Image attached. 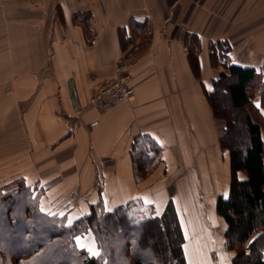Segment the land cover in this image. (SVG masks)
Here are the masks:
<instances>
[{"label": "crops", "instance_id": "1", "mask_svg": "<svg viewBox=\"0 0 264 264\" xmlns=\"http://www.w3.org/2000/svg\"><path fill=\"white\" fill-rule=\"evenodd\" d=\"M218 42L264 84V0H0L2 202L27 189L68 222L100 202L112 210L139 198L159 214L171 202L189 263L232 264L215 209L231 159L208 99L228 72L212 63ZM120 61L134 96L100 111L90 91ZM255 104L264 120L260 94ZM146 134L160 148L138 153L137 165L132 146Z\"/></svg>", "mask_w": 264, "mask_h": 264}, {"label": "trees", "instance_id": "2", "mask_svg": "<svg viewBox=\"0 0 264 264\" xmlns=\"http://www.w3.org/2000/svg\"><path fill=\"white\" fill-rule=\"evenodd\" d=\"M228 49L224 42L213 45L212 63L229 61ZM226 68L228 72L214 80L208 93L215 116L224 119L219 142L231 159L230 191L227 196L219 195L215 209L226 223L225 249L235 251L232 264H264V138L262 123L252 113L258 112L252 88L261 80L253 67L229 61ZM221 94L226 99L222 102ZM260 95L264 99V88ZM237 113L240 120L243 117L241 125ZM157 148L160 146L149 134L136 138L131 150L134 161L138 165V153ZM30 193L19 196L12 191L3 202L0 198L4 224L15 234L9 238L19 242L18 264H115L116 260L118 264H190L184 249L186 237L171 202L161 214L139 198L112 210L100 202L93 204L90 213L68 222L64 216L43 212ZM18 204L21 209L17 210ZM89 231L99 255L76 243L77 236ZM7 247L0 235V253Z\"/></svg>", "mask_w": 264, "mask_h": 264}, {"label": "built area", "instance_id": "3", "mask_svg": "<svg viewBox=\"0 0 264 264\" xmlns=\"http://www.w3.org/2000/svg\"><path fill=\"white\" fill-rule=\"evenodd\" d=\"M133 76L128 63L120 61L116 65L115 75L104 83L94 86L90 92V105L100 111L111 108L116 103L134 96Z\"/></svg>", "mask_w": 264, "mask_h": 264}, {"label": "rangeland", "instance_id": "4", "mask_svg": "<svg viewBox=\"0 0 264 264\" xmlns=\"http://www.w3.org/2000/svg\"><path fill=\"white\" fill-rule=\"evenodd\" d=\"M138 33H139V30H138ZM140 34V33H139ZM143 41H146V39L145 40H143ZM143 41H141V43L140 44H142V42ZM141 47V46H140ZM221 62V61H220ZM229 63V61H227V60H225V66L227 65ZM222 72H225V71H222ZM114 75H115V72H114ZM113 75V76H114ZM112 76V77H113ZM111 77V78H112ZM110 78V79H111ZM109 80V79H108ZM107 81V80H106ZM105 82V81H104ZM103 82V83H104ZM223 82V81H222ZM100 84H102V83H100ZM100 84H98V85H100ZM98 85H96V86H98ZM222 88V87H221ZM256 88H257V91H256ZM263 88H264V84H262V83H259V84H257L255 87H253L252 88V92L253 93H255V97L256 96H259V94H260V92L263 90ZM92 90V89H91ZM259 91V92H258ZM91 92V91H90ZM221 92H223L222 90H221ZM224 94L223 95H226V93L225 92H223ZM222 95V94H221ZM223 95L222 96H220V102H222L223 101ZM89 99H90V95H89ZM224 100H226L225 98H224ZM89 102H90V100H89ZM225 104H227L226 102H225ZM227 108L229 107V105L227 104V105H225ZM222 110H223V108L221 109V112H222ZM227 111L229 112V110L228 109H224V111L223 112H225L226 113V115L227 114H229V113H227ZM252 113L255 115V117H256V119H258L259 121H261L262 122V126H263V129H264V120L262 119V117L258 114V112L257 111H254V110H252ZM240 117L241 116H239L238 115V113L235 115V118H236V121L238 122V125H241L242 123H243V117H242V119L240 120ZM218 119H220L221 120V122L223 123V126H224V119L223 118H218ZM19 190V189H18ZM17 189H16V191H18ZM15 191V190H14ZM19 191H22L21 192V194H20V196L22 195H24L25 193H26V191H28V192H30V190H19ZM11 192V191H10ZM8 193H9V191H8ZM32 193V192H31ZM10 194V193H9ZM0 195H2V194H0ZM15 194H13V196H14ZM9 200V199H8ZM216 205V204H215ZM38 207H39V205H38ZM3 208V207H2ZM16 209L18 210V209H21V205L20 204H18V206L16 207ZM1 214V213H0ZM206 215V214H205ZM216 222V221H215ZM203 223H204V221H203ZM205 224V223H204ZM215 225H216V227L218 226V223H215ZM217 228H219V227H217ZM0 229H1V233H0V235H1V237L2 238H5V240H6V244L8 245V246H10V248H8L7 247V249H5L3 252H1L0 253V255H1V258H0V264H18V262H20L19 260L17 261V253H18V249H19V242H16V241H13V239H10L11 237L13 238V236L15 235L14 233H12L10 230H8V227L6 226V224H4V216H3V213L1 214V217H0ZM10 232V233H9ZM168 234V237H169V233H167ZM8 235V236H7ZM80 236V235H79ZM79 236H77L76 237V240H79ZM83 236H84V240H80V242L81 243H84L85 241H87V244H88V246H89V252L91 253V254H93L94 252H96V247H95V245L93 246V245H91V243H92V240H94V238L95 237H93V232H91V231H89V232H87V233H85V234H83ZM10 237V238H9ZM205 240L207 241V242H205V244L206 245H208V244H211V238L209 239V242H208V240H207V237L205 238ZM218 241V245L221 243V241H219L216 237H215V245H217V242ZM97 243V242H96ZM224 243V242H223ZM18 244V245H17ZM94 244V243H93ZM224 245V244H223ZM99 249V248H98ZM8 250V251H7ZM23 261H25L24 260V258L22 259V262ZM115 264H118V262H117V260L115 261ZM126 264H132V263H126Z\"/></svg>", "mask_w": 264, "mask_h": 264}, {"label": "snow or ice", "instance_id": "5", "mask_svg": "<svg viewBox=\"0 0 264 264\" xmlns=\"http://www.w3.org/2000/svg\"><path fill=\"white\" fill-rule=\"evenodd\" d=\"M94 255H99V252H97V253H94Z\"/></svg>", "mask_w": 264, "mask_h": 264}]
</instances>
